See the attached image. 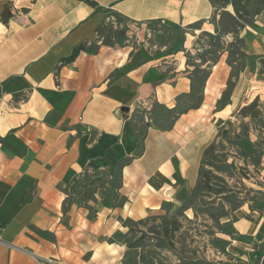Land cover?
Listing matches in <instances>:
<instances>
[{
	"label": "crops",
	"instance_id": "obj_1",
	"mask_svg": "<svg viewBox=\"0 0 264 264\" xmlns=\"http://www.w3.org/2000/svg\"><path fill=\"white\" fill-rule=\"evenodd\" d=\"M86 1L0 0V264H263V189L213 172L222 188L198 192L208 147L239 149L240 127L251 145L264 141L236 116L250 102L227 93V52L204 83L207 107L138 133L139 110L173 109L193 85L183 52L152 44L151 27L182 29L188 50L187 37L191 48L193 36L216 35L220 11L208 0ZM240 38L236 84L264 57V10ZM122 164L117 187L66 202L73 180Z\"/></svg>",
	"mask_w": 264,
	"mask_h": 264
},
{
	"label": "rangeland",
	"instance_id": "obj_2",
	"mask_svg": "<svg viewBox=\"0 0 264 264\" xmlns=\"http://www.w3.org/2000/svg\"><path fill=\"white\" fill-rule=\"evenodd\" d=\"M231 8V7H230ZM152 31V34L150 36V41L154 45H167L168 49L167 52L169 54L173 52H183V56L186 60V66L190 67L191 73L194 71L195 66L201 65V57L204 55L205 52H209L213 48H211V45L213 44V41H210L209 38L204 37L202 34L199 36H193L194 39H192V46L189 47V41L190 39L187 37V47L188 50L183 48L184 42H185V36L183 35V30L174 27V25H167V24H160V25H153L150 29ZM241 33V32H240ZM240 38V36H239ZM233 41V38L231 36H227V38L223 39L224 45L222 46L223 49H229L227 48L228 43ZM215 43V42H214ZM235 46V44H234ZM213 47V46H212ZM237 50V47L233 48V53ZM232 62H234L232 68H230V78L228 82L227 87V93H231V91L234 88V91H240L239 97H238V104L250 102L252 103L254 100H256V107L252 110L253 117H248L249 121L248 124H251V128L254 131H257L256 137H258V134L261 135L262 129H264V57L262 59H256L253 58L249 61L250 69L253 71L252 74L249 76L248 80L245 82H239L236 84V81H238V77L241 74V67L242 62L237 57L231 58ZM193 67V68H192ZM205 65L201 66V69H204ZM192 76V92L191 96L194 98H198V96L202 97V103L200 107L203 108L207 107L208 101L204 102V95H202V89L204 85H202V82L200 81V76ZM244 83V84H243ZM240 89V90H239ZM249 92V93H248ZM226 101V98L223 100ZM193 102H191L188 98H182L177 103V110L172 114H167V110L165 107L158 106L153 104L152 109L150 112H146L144 110H139L137 114V124H138V133L141 135L146 128L145 122L149 123L150 126L158 128V129H166L175 118V115L186 105H192ZM247 106V105H246ZM219 107V106H217ZM245 107V106H243ZM171 110V109H170ZM263 112V114H262ZM262 114V115H261ZM239 115L238 113L236 116ZM234 126L240 127V124H238V121L235 119L233 120ZM242 123V122H241ZM233 128L229 127V131L232 132ZM247 130V129H245ZM240 142L237 144L239 145V149L233 148L230 153V149L225 152L221 146L214 147L215 150L211 154H209L207 162V165H205V170H211L212 172L217 173H223L226 176L233 178L236 172H238L241 176H244L245 179H247V182L243 181V186L245 190H251L255 191L256 184L259 185L260 188L263 189L264 192V178L262 177L261 173L264 175V162H261L260 159L261 155L264 154V141L258 139V145L253 146L251 145L247 140L248 137L244 131L243 128L240 127ZM262 138V136H260ZM237 140L231 141L230 139H227L225 141L227 144H229V148H231L232 144L236 143ZM238 147V146H237ZM231 158L234 161V163H231L230 165L226 163L228 158ZM229 158V159H230ZM249 158L248 163L245 161L242 162V160ZM240 164V165H239ZM243 171V172H241ZM93 176L83 175L81 176L77 182L78 187H75L73 189V194L70 193V191L67 190L66 196H67V203L70 205L72 203H78L81 205H84V200L82 199V188L83 183L87 182V180L93 178ZM117 176L113 177L108 175V177L104 176V179L109 183H113L114 181H117ZM113 180V182H112ZM245 183V185H244ZM237 181L234 179L233 186H236ZM96 187V184L93 185L91 188ZM242 187V186H241ZM249 188V189H246ZM243 191V190H242ZM241 192V191H240ZM85 194V193H84ZM193 195H197L196 192ZM245 195L244 192H242V197ZM69 197V198H68ZM86 198V197H85ZM263 202H264V193L262 195ZM85 206V205H84ZM137 231L134 230V234L132 237H136ZM200 242L202 240H199ZM202 243L199 244V246L202 248ZM198 246V245H197ZM133 253H131L129 261L127 263H132L133 259ZM151 255V254H150ZM152 256V255H151ZM153 258V257H152ZM150 260V258H149ZM148 262V260H147ZM157 262L160 264V259H157ZM144 263V262H143ZM264 264V262H263Z\"/></svg>",
	"mask_w": 264,
	"mask_h": 264
},
{
	"label": "trees",
	"instance_id": "obj_3",
	"mask_svg": "<svg viewBox=\"0 0 264 264\" xmlns=\"http://www.w3.org/2000/svg\"><path fill=\"white\" fill-rule=\"evenodd\" d=\"M82 1H86V0H82ZM208 1L214 8L215 12L220 11V14H219V20L215 22L216 35L202 34L204 37L209 38L210 41H213V44L211 45V48L213 49L210 50L209 52H205L204 55L199 56L201 57V65L195 66L194 71L191 73V75L193 76H200V81L202 82V85H204L205 81L208 79L211 73V68L218 62L220 56L225 52H227L226 63L230 68H232L234 64V62H232L231 60V58L234 56L237 57L242 62L241 69L243 68L245 55L241 51L243 41L241 38H239L240 32L247 26L249 27L253 26L255 18L258 15H260V13L264 10V0H208ZM228 7H231L232 13L226 11ZM212 21L214 22V18L212 19ZM228 35L233 38V41L228 43L227 48L229 49H223L222 46L225 43L223 42V39ZM234 47H237V50L233 53ZM78 52L79 50H75L71 54V56L66 58L64 61L65 62L73 61L77 56ZM171 53H175V52L172 51ZM202 65H205L204 69H201ZM182 98H188L191 102H193V104L184 106L175 115L173 122L177 119L179 115L186 113L188 110L198 109L203 100L201 96H198V98H194L193 96H191V94H189L178 98L177 102ZM256 103H257L256 100H254L252 103L243 107L239 111V116L242 118L253 117L254 115L251 112L253 109H255ZM177 108L178 107L176 106L175 108L171 110H167L166 112L167 114H172L177 110ZM173 122L166 129H170ZM138 150H140V146H138ZM213 150H215L214 147L210 146L207 148V150L204 153L202 167L200 168V183L198 185V192L200 193H204V194L210 193L211 191L216 190L215 187L222 188V186L220 187V185L218 184L220 182L219 178L216 177L211 170H205V165H207L206 163H208L207 162L208 156L213 152ZM122 166L123 164L120 165L117 168V170H109L108 172L102 174H94L93 178L81 184L82 188L84 189V193H85L84 196L88 199H90L93 196L95 190L91 189V187L95 184L96 187H102L103 185L105 186L107 181L104 179V176L108 177V175H110L113 177L117 176L116 178H118ZM117 181L113 182L112 180L113 182L112 189L115 188V184L116 187L119 185ZM78 186L79 185L77 180H73L72 184L68 187V191H70V193L73 194V189H75V187ZM221 191L222 189L221 190L218 189L216 191V194H219ZM66 202H67V198H66ZM143 237L144 235L142 234L138 239L131 242L128 247L130 249L137 248L140 245V243L143 242Z\"/></svg>",
	"mask_w": 264,
	"mask_h": 264
},
{
	"label": "water",
	"instance_id": "obj_4",
	"mask_svg": "<svg viewBox=\"0 0 264 264\" xmlns=\"http://www.w3.org/2000/svg\"><path fill=\"white\" fill-rule=\"evenodd\" d=\"M121 111H122L124 114H126V113L128 112V109H127V108H123Z\"/></svg>",
	"mask_w": 264,
	"mask_h": 264
},
{
	"label": "built area",
	"instance_id": "obj_5",
	"mask_svg": "<svg viewBox=\"0 0 264 264\" xmlns=\"http://www.w3.org/2000/svg\"><path fill=\"white\" fill-rule=\"evenodd\" d=\"M263 261H264V259H263Z\"/></svg>",
	"mask_w": 264,
	"mask_h": 264
},
{
	"label": "bare ground",
	"instance_id": "obj_6",
	"mask_svg": "<svg viewBox=\"0 0 264 264\" xmlns=\"http://www.w3.org/2000/svg\"><path fill=\"white\" fill-rule=\"evenodd\" d=\"M249 93V92H248Z\"/></svg>",
	"mask_w": 264,
	"mask_h": 264
}]
</instances>
